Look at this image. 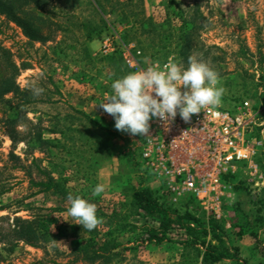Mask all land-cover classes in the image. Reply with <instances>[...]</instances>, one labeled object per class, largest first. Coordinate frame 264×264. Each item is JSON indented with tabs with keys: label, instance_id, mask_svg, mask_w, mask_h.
Instances as JSON below:
<instances>
[{
	"label": "rangeland",
	"instance_id": "374dc122",
	"mask_svg": "<svg viewBox=\"0 0 264 264\" xmlns=\"http://www.w3.org/2000/svg\"><path fill=\"white\" fill-rule=\"evenodd\" d=\"M72 1L73 17L63 16L60 8L50 13L62 30L46 42L28 39L16 24L0 16V47L8 49L21 67L19 91L0 102V233L7 237L0 242V264H91L74 243L88 237L103 241L107 216L114 211L138 229L120 232L124 246L131 248L121 251L110 264H191L181 258L186 239L183 230H174L161 241L145 240L144 226L156 223L135 214L133 188L158 189L159 184L143 166L141 136L116 130L112 116L99 106L111 94V83L128 73L125 68L132 72L123 56L117 58L123 46L132 43L142 52L137 61L143 67L150 61L172 59L187 67L189 57L203 60L218 73V86L224 90L221 108L235 110L247 100L260 110L255 137L262 143L257 147L254 166L239 163L229 179L224 177L232 190L219 212L231 226L237 218L233 209L239 197L234 186L238 185L263 202L259 206L263 222L254 226L258 238L230 233L227 244L239 248L246 264H264V0H101L107 5L111 24L100 39L93 40L98 41L97 47L91 46L93 41L84 40L78 26L84 20H97V15L84 0ZM117 1L124 3L117 5ZM105 36L116 41L113 54L101 52ZM3 75L0 64V79ZM33 87L43 92L34 95ZM72 109L89 115L110 131L111 155L97 169L89 167L86 145L80 156L69 153L74 141L80 145L88 140L83 133L67 130H86L83 118ZM30 122L38 125L44 138L60 137L67 148L49 150L47 145L30 144L28 133L36 129ZM60 130L68 138L54 133ZM15 133L18 136L14 140ZM63 168L70 193L96 206L100 222L91 231L69 216L57 197L32 183L44 179L40 169L57 177ZM97 183L103 184L104 191L94 196L92 188ZM189 197L174 201L169 193L166 200L182 212L214 217V212ZM16 218L38 221L49 231L47 240L35 245L16 240L11 233ZM220 264L243 263L229 259Z\"/></svg>",
	"mask_w": 264,
	"mask_h": 264
},
{
	"label": "trees",
	"instance_id": "16d2710c",
	"mask_svg": "<svg viewBox=\"0 0 264 264\" xmlns=\"http://www.w3.org/2000/svg\"><path fill=\"white\" fill-rule=\"evenodd\" d=\"M87 6L91 7L97 15V20H84L79 22V27L83 31V37L86 42H92L95 39H100L105 29L108 28L111 22L107 19V5L101 0H84ZM108 2V0H106ZM75 2V1H74ZM124 3V2H123ZM122 1H117V5H123ZM64 4V5H62ZM77 4V3H75ZM59 6V7H58ZM57 8L63 16L69 17L73 9L72 0H0V16H4L8 21L16 24L30 40H38L40 42L50 41L57 31L62 30L59 21H54L49 16ZM55 14V13H53ZM57 15V14H56ZM71 17H73L71 15ZM154 27V31H155ZM148 32H151L148 30ZM89 51V48L86 49ZM89 53V57H90ZM122 59L120 54L117 57ZM111 59H114L111 56ZM0 64L4 70V75L0 79V102L10 93H17L19 87L17 85V77L20 75L21 67L12 59L10 51L4 47H0ZM126 69V72L130 71ZM75 114L83 118L86 124V130L67 129L73 132L83 133L88 140L86 144L76 145L74 138H71L74 143L70 147V154L80 156V150L86 145L90 156L87 160L90 162V168H99L102 161L110 156V131L102 124L93 120L89 115L72 109ZM35 130L30 131L28 135L31 139L28 141L34 145L49 146V150L60 148L62 151L67 148V145L61 144V138L53 139L44 138L42 131L37 129L36 124L30 122ZM14 133V131H13ZM55 134L68 138L65 131H54ZM18 134L12 135L14 140ZM70 139V140H71ZM92 154V155H91ZM97 157V155L100 158ZM75 164L79 165L80 163ZM64 169V168H63ZM40 174L44 179L38 182L32 181L35 187L41 188V191L52 193L61 201V207L67 211L69 207L67 196L71 194L68 184V177L65 169L60 172L57 177L46 169H40ZM232 175L228 174L225 179H229ZM238 193V200L235 208L237 218L233 220L231 226L226 224L225 220L216 219L212 216L200 217L191 211H180L173 204L166 200L168 191L160 193V189H165L164 185L158 189H152L148 186L133 188L132 207L135 208V214L146 220H151L156 223L155 226H144L147 237L145 240L151 242L153 240L161 241L168 233L174 230H183L186 235L183 241V253L181 258L183 263L190 261L191 264H220L225 260H235L246 264V261L239 256V248L229 246L227 244L230 233L238 237L249 235L253 238H258V231L255 225L263 222L261 217V208L263 202L256 200L250 196L246 188L241 185L234 186ZM166 190V189H165ZM73 195V194H72ZM75 196V195H73ZM191 202L197 203L195 197H189ZM247 205H252L253 208L247 210ZM121 213L114 211L107 216L104 233V240L99 241L96 237H88L77 240L74 244L77 246L78 252L85 254L86 260L91 264H110L115 258L120 256L121 251L128 250L131 247H126L120 240V232L131 228L138 229L136 225H132L123 221ZM253 214L255 216L253 217ZM16 240L24 241L28 244L35 245L41 240L46 241L49 236V231L39 224L38 221L24 220L16 218L14 229L11 231ZM7 238L0 233V242Z\"/></svg>",
	"mask_w": 264,
	"mask_h": 264
},
{
	"label": "built area",
	"instance_id": "2783aa9c",
	"mask_svg": "<svg viewBox=\"0 0 264 264\" xmlns=\"http://www.w3.org/2000/svg\"><path fill=\"white\" fill-rule=\"evenodd\" d=\"M116 50L115 39L105 36L102 54ZM141 54L133 43L123 46L121 55L132 72L165 63L150 61L143 67L137 61ZM259 113L245 100L235 110L206 106L187 122L178 114L167 121L151 118L148 131L139 134L143 166L159 186L164 185L174 201L193 196L203 209L221 219L219 208L232 190L224 177L233 174L239 163L254 166L257 147L262 143L255 137Z\"/></svg>",
	"mask_w": 264,
	"mask_h": 264
},
{
	"label": "clouds",
	"instance_id": "9594fccd",
	"mask_svg": "<svg viewBox=\"0 0 264 264\" xmlns=\"http://www.w3.org/2000/svg\"><path fill=\"white\" fill-rule=\"evenodd\" d=\"M218 80V73L203 60L189 57L184 67L169 59L162 65L153 64L115 79L110 86L111 94L99 106L112 116L116 130L143 135L151 118L167 121L178 114L187 122L206 106L219 105L224 90L218 86ZM42 92V88H32L34 95ZM103 191L100 183L92 188L94 196ZM67 201L68 215L83 229L91 231L100 222L95 204L72 194H68Z\"/></svg>",
	"mask_w": 264,
	"mask_h": 264
},
{
	"label": "crops",
	"instance_id": "0c3cea01",
	"mask_svg": "<svg viewBox=\"0 0 264 264\" xmlns=\"http://www.w3.org/2000/svg\"><path fill=\"white\" fill-rule=\"evenodd\" d=\"M97 42H98V41H93V42L91 43V46H92V47H93V46L97 47Z\"/></svg>",
	"mask_w": 264,
	"mask_h": 264
}]
</instances>
